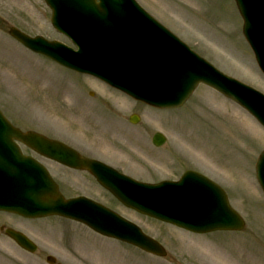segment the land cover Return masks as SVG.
<instances>
[{
    "label": "rangeland",
    "instance_id": "374dc122",
    "mask_svg": "<svg viewBox=\"0 0 264 264\" xmlns=\"http://www.w3.org/2000/svg\"><path fill=\"white\" fill-rule=\"evenodd\" d=\"M138 1L220 70L264 92V75L243 37V23L234 0ZM47 14L44 0H0V16L10 22L21 17L43 30L47 26L42 17L46 19ZM2 25L0 107L12 123L22 129L49 130L57 135L79 126V133L100 141L99 130L109 132L104 137L114 143L107 147L110 154L132 176L146 182L177 179L185 170L196 169L222 185L247 227L241 232L215 231L205 235L179 229L114 202L107 192L110 197L82 186L85 173L67 172L38 157L59 183L72 184L74 189L69 187L66 193L83 192L96 199L99 193L115 211L162 242L169 255L147 254L64 218L23 221L0 213V227L20 229L39 246L34 254L21 250L0 230V264H49L48 254L55 256V264H264V195L255 177V164L264 150V129L244 109L200 85L180 109H149L140 103L124 104L115 97L119 111L114 112L124 116L122 122L102 120V115L90 110L83 115L88 120L81 116L72 127L78 114L95 108L96 101L103 102L111 113V105L109 108L108 103L101 101L106 93L100 88L90 107L79 99L90 97L89 92L81 90L85 76L54 61H37L42 56L26 51L4 33ZM43 31L57 36L49 28ZM73 82L81 90L80 95L75 88L68 93ZM85 86L94 90L91 86L95 85L85 82L83 89ZM133 113L140 116L136 125L129 121ZM62 117L66 120L64 126ZM98 124L103 129L95 127ZM157 131L167 137L162 147L152 143ZM26 152L30 153L28 149Z\"/></svg>",
    "mask_w": 264,
    "mask_h": 264
},
{
    "label": "water",
    "instance_id": "95a60500",
    "mask_svg": "<svg viewBox=\"0 0 264 264\" xmlns=\"http://www.w3.org/2000/svg\"><path fill=\"white\" fill-rule=\"evenodd\" d=\"M53 23L79 49L42 38L13 34L32 50L80 72L93 74L147 104L181 106L204 82L248 110L264 126V95L232 79L192 53L156 24L133 0H47ZM244 18V35L264 71V0H236ZM151 21L152 25L146 20ZM174 44L176 46H173ZM177 48L181 61H170ZM135 122V120H133ZM16 140L73 167H88L101 184L126 206L181 228L205 233L242 230L224 190L201 174L189 171L181 181L142 184L102 164L77 158L66 146L33 132L13 127L0 112V210L25 217L60 215L81 221L95 231L166 256L165 249L134 224L85 198L66 200L49 173L22 155ZM164 139L155 136V143ZM257 180L264 191V152L257 164ZM22 246L36 247L22 234L8 231ZM50 263L55 260L48 258Z\"/></svg>",
    "mask_w": 264,
    "mask_h": 264
},
{
    "label": "flooded vegetation",
    "instance_id": "af4514ba",
    "mask_svg": "<svg viewBox=\"0 0 264 264\" xmlns=\"http://www.w3.org/2000/svg\"><path fill=\"white\" fill-rule=\"evenodd\" d=\"M21 25L25 28H30V27L36 26L34 24H30L24 18H21ZM102 91L106 94H103L101 101L104 100L105 103H108L106 105L109 108L111 105V107H112L111 109H114L113 111L111 110L112 111L111 113L107 114V116L105 117L104 120H109V119L112 120V119L120 118L121 116H119V115L116 116L117 114L114 112V111H118V106H117V102L115 100V97H118L119 99H121L122 96L119 93H117V91H114L112 89H107V90H102ZM91 94L93 96H95L94 91ZM79 99H80V97H79ZM112 104H113V106H112ZM102 105H104L103 102H102ZM104 107H106V106L104 105ZM106 109H108V108L106 107ZM75 132L76 131H74V130L73 131L69 130L67 132H64L62 137L60 138V140L63 143H66L67 145H69L72 148H74L75 150H77L84 157H88V158L93 159V160L103 161V162L108 163L109 165H112V166H116L118 163L121 162V161L117 160L114 156H112L110 154L109 149H107L108 146L114 144L113 141L104 137V136H108L109 134H107V133H109V132H107V133H106V131L103 132V138L101 139V141L96 140V139L92 140L91 138H81L78 136V133L76 132L77 133L76 134ZM59 166H61V165H59ZM61 167L64 168V170H66L67 172H69V171L79 172V170H75V169H72V168H69L66 166H61ZM80 172L85 173L82 175H84L86 180L83 179V181L81 183L80 182L79 183L88 189L100 192V187L96 184L95 180L93 179V176L88 171H80ZM69 187H72V184H70Z\"/></svg>",
    "mask_w": 264,
    "mask_h": 264
},
{
    "label": "bare ground",
    "instance_id": "6f19581e",
    "mask_svg": "<svg viewBox=\"0 0 264 264\" xmlns=\"http://www.w3.org/2000/svg\"><path fill=\"white\" fill-rule=\"evenodd\" d=\"M211 101L214 102L213 100H211ZM75 130H78V131L82 132V128L79 127V126H77V128Z\"/></svg>",
    "mask_w": 264,
    "mask_h": 264
}]
</instances>
